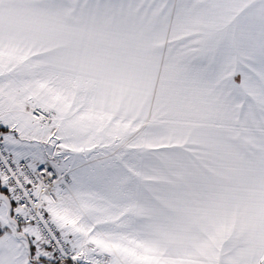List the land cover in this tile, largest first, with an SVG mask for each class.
<instances>
[{
  "label": "snow or ice",
  "instance_id": "snow-or-ice-1",
  "mask_svg": "<svg viewBox=\"0 0 264 264\" xmlns=\"http://www.w3.org/2000/svg\"><path fill=\"white\" fill-rule=\"evenodd\" d=\"M0 264H264V0H0Z\"/></svg>",
  "mask_w": 264,
  "mask_h": 264
}]
</instances>
